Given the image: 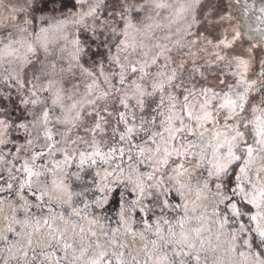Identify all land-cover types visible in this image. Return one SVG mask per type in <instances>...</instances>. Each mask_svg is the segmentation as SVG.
I'll use <instances>...</instances> for the list:
<instances>
[{
	"label": "snow or ice",
	"instance_id": "1",
	"mask_svg": "<svg viewBox=\"0 0 264 264\" xmlns=\"http://www.w3.org/2000/svg\"><path fill=\"white\" fill-rule=\"evenodd\" d=\"M240 38L212 0H0V264H264Z\"/></svg>",
	"mask_w": 264,
	"mask_h": 264
},
{
	"label": "rangeland",
	"instance_id": "2",
	"mask_svg": "<svg viewBox=\"0 0 264 264\" xmlns=\"http://www.w3.org/2000/svg\"><path fill=\"white\" fill-rule=\"evenodd\" d=\"M3 2L8 4L9 0H3ZM12 2L18 3L19 0H12ZM212 3L221 15H228L232 17L233 26L241 33V38L238 41L239 44L245 48L252 45L260 47L262 44H264V36L260 34L258 35L254 32L251 24L246 20H243L239 14H237V11L234 9V4H231L230 0H212ZM258 72L259 69L257 68V73ZM253 78L257 80V87L250 94V99H252L255 103H259L261 99H264V91H261L259 85V75L257 74Z\"/></svg>",
	"mask_w": 264,
	"mask_h": 264
},
{
	"label": "flooded vegetation",
	"instance_id": "3",
	"mask_svg": "<svg viewBox=\"0 0 264 264\" xmlns=\"http://www.w3.org/2000/svg\"><path fill=\"white\" fill-rule=\"evenodd\" d=\"M230 2L234 4L237 14L251 24L254 32L264 36V0H230Z\"/></svg>",
	"mask_w": 264,
	"mask_h": 264
}]
</instances>
